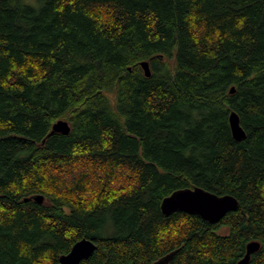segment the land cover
I'll return each instance as SVG.
<instances>
[{
	"label": "trees",
	"instance_id": "1",
	"mask_svg": "<svg viewBox=\"0 0 264 264\" xmlns=\"http://www.w3.org/2000/svg\"><path fill=\"white\" fill-rule=\"evenodd\" d=\"M195 187L238 210L162 213ZM83 238L81 264H264V0H0V264Z\"/></svg>",
	"mask_w": 264,
	"mask_h": 264
},
{
	"label": "water",
	"instance_id": "2",
	"mask_svg": "<svg viewBox=\"0 0 264 264\" xmlns=\"http://www.w3.org/2000/svg\"><path fill=\"white\" fill-rule=\"evenodd\" d=\"M146 77H151V67L148 61L141 63ZM236 92V88L232 87L231 94ZM230 126L233 137L236 141L241 142L246 139L247 135L240 124V117L236 112L230 115ZM71 131L70 124L65 120H59L54 124L52 133H60L67 135ZM43 196H36L34 200L39 204L44 202ZM239 201L231 196H219L202 188H185L175 191L172 195L165 198L161 204V211L165 216H170L176 212H185L200 216L203 220L211 224L218 223L229 212L237 211ZM96 244L92 240L83 238L78 241L68 254L59 258L58 264H81L82 261L88 260L96 251ZM261 248L259 242H251L247 245L246 255L237 264H249L252 254L258 252ZM178 250L169 253L163 258L157 260L153 264H170L176 256Z\"/></svg>",
	"mask_w": 264,
	"mask_h": 264
}]
</instances>
